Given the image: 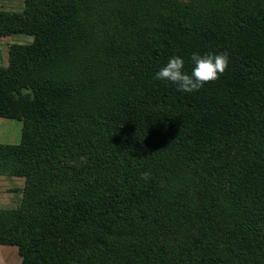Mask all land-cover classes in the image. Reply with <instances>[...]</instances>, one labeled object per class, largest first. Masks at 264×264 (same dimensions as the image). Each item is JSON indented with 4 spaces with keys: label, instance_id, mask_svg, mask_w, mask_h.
Returning <instances> with one entry per match:
<instances>
[{
    "label": "trees",
    "instance_id": "trees-1",
    "mask_svg": "<svg viewBox=\"0 0 264 264\" xmlns=\"http://www.w3.org/2000/svg\"><path fill=\"white\" fill-rule=\"evenodd\" d=\"M11 32L32 36L0 65L19 264H264V0H23L0 11ZM194 52L226 72L190 93L154 79Z\"/></svg>",
    "mask_w": 264,
    "mask_h": 264
},
{
    "label": "rangeland",
    "instance_id": "rangeland-1",
    "mask_svg": "<svg viewBox=\"0 0 264 264\" xmlns=\"http://www.w3.org/2000/svg\"><path fill=\"white\" fill-rule=\"evenodd\" d=\"M22 10L23 0H0V11L20 13ZM31 41L32 36L25 33L11 32L9 35L0 36V65L5 66L7 64L9 44L16 42L29 43ZM6 121L10 122L6 123ZM20 125V121L0 117V132L7 133V136L11 138H15L20 132ZM0 176V207L14 208L19 203L24 179L23 177H20L21 180H19V178H14V180L10 182L8 180L10 176ZM168 241L170 242L171 240ZM176 243L177 241L175 245ZM20 260L21 257L15 246L0 244V264H19Z\"/></svg>",
    "mask_w": 264,
    "mask_h": 264
},
{
    "label": "clouds",
    "instance_id": "clouds-1",
    "mask_svg": "<svg viewBox=\"0 0 264 264\" xmlns=\"http://www.w3.org/2000/svg\"><path fill=\"white\" fill-rule=\"evenodd\" d=\"M191 72L185 71V61L181 56L169 57L167 63L154 75V79L167 81L177 86L178 91H199L205 84L218 80L227 70L229 58L226 53L208 52L201 55L198 52L191 54ZM150 174L141 173V179L147 180Z\"/></svg>",
    "mask_w": 264,
    "mask_h": 264
},
{
    "label": "crops",
    "instance_id": "crops-1",
    "mask_svg": "<svg viewBox=\"0 0 264 264\" xmlns=\"http://www.w3.org/2000/svg\"><path fill=\"white\" fill-rule=\"evenodd\" d=\"M8 122H10V121H6V123H8ZM10 125H12V124H10ZM20 130H21V125H20ZM19 140H20V132L16 135L15 138H11V137L7 136V133H5V132H3V133L0 132V142L1 143H18ZM14 178H19V180H21L20 177H15V176L8 177V180L11 182L12 180H14Z\"/></svg>",
    "mask_w": 264,
    "mask_h": 264
}]
</instances>
